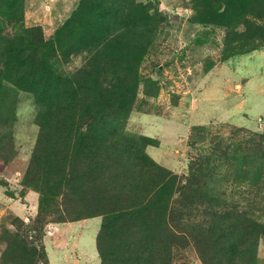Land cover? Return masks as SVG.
I'll use <instances>...</instances> for the list:
<instances>
[{
  "label": "rangeland",
  "instance_id": "1",
  "mask_svg": "<svg viewBox=\"0 0 264 264\" xmlns=\"http://www.w3.org/2000/svg\"><path fill=\"white\" fill-rule=\"evenodd\" d=\"M243 238L264 264V0H0V264H238Z\"/></svg>",
  "mask_w": 264,
  "mask_h": 264
},
{
  "label": "trees",
  "instance_id": "2",
  "mask_svg": "<svg viewBox=\"0 0 264 264\" xmlns=\"http://www.w3.org/2000/svg\"><path fill=\"white\" fill-rule=\"evenodd\" d=\"M210 224V226L215 225L216 227L220 226V229H218V234L220 235L221 233H230L229 229L232 230V232L234 233L233 228L231 227V221L226 217V216H222L221 213H214L211 215L210 220L208 221ZM209 231H213V228H209ZM231 234V233H230ZM231 236L233 237V235L231 234ZM235 236V234H234ZM233 239V238H232ZM224 241L229 240V238L227 237H223ZM257 240L256 238L250 239V238H243L242 240H240L238 243H236L235 241L232 244V241H230V246L232 244L233 248L231 249H238L236 252V257L238 260V264H245V259L246 257H248V255H250L251 251L254 252V246L256 245Z\"/></svg>",
  "mask_w": 264,
  "mask_h": 264
}]
</instances>
